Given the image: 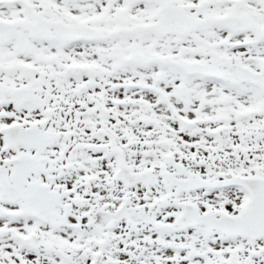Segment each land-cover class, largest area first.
<instances>
[{
    "label": "snow or ice",
    "instance_id": "1",
    "mask_svg": "<svg viewBox=\"0 0 264 264\" xmlns=\"http://www.w3.org/2000/svg\"><path fill=\"white\" fill-rule=\"evenodd\" d=\"M0 264H264V0H0Z\"/></svg>",
    "mask_w": 264,
    "mask_h": 264
}]
</instances>
